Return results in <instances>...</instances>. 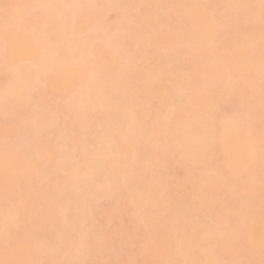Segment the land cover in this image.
<instances>
[{"label":"bare ground","instance_id":"obj_1","mask_svg":"<svg viewBox=\"0 0 264 264\" xmlns=\"http://www.w3.org/2000/svg\"><path fill=\"white\" fill-rule=\"evenodd\" d=\"M261 17V0H0L1 111L6 112L8 100L20 95L23 101L12 110L23 103L31 109V92L41 89L42 95L46 86L61 97L75 95L69 111L73 123L87 119L96 102L103 108L96 112L105 114V120L97 119L94 150L91 142L84 144L86 139L74 157L72 144L79 136L69 134L71 154L50 165L60 171L58 175L63 172L52 179L46 175L41 180L40 163L26 159L22 150L0 148V264H31L33 259L42 264L46 256L47 264H62L63 258L66 264L81 263L88 237L96 240L88 250L96 247V259L102 258L127 201L132 234L152 232L142 251L150 261L156 258L152 264H229L234 255L231 264H259L256 251L264 247V181L251 202L243 194L264 169ZM145 24H150L148 31ZM157 30L161 32H154L157 38L147 37ZM96 40L104 42L101 51ZM192 41L201 45L194 47L198 51L193 55L185 49ZM224 73L233 77L223 79ZM217 84L219 88L212 87ZM160 96L167 97L161 104ZM227 97L240 110L215 109ZM163 105L169 110L164 111ZM39 113L44 115L45 110L21 116L28 127H35ZM41 120L48 131L51 120L43 116ZM12 125L4 126L8 136L13 134ZM62 133L59 141L66 140ZM39 139L38 143L46 141ZM150 144L154 147L145 154L143 148ZM240 151L243 155L238 157ZM173 152L178 166L188 163L191 176L172 175ZM219 154L226 169L221 173V165L215 164ZM29 172L36 178L34 185L27 187V194L20 189L12 201V187ZM29 178L22 179L29 181L22 188L34 179ZM106 182L114 183L113 188L118 182L125 187L115 188L118 195L113 190L116 198L108 211L95 213L94 203L102 197L98 193ZM51 188L57 197L46 203L47 209L44 202ZM178 190L188 191L185 199L196 192L193 197L198 201L180 208L175 203ZM46 210L56 219L50 222L57 232L55 237L50 234L57 240L51 239V247L49 235L30 234ZM100 212H107L102 222ZM207 218L219 230L216 237L204 235ZM165 220L170 226L158 232ZM106 228L110 230L99 234ZM237 228L241 232L233 240L230 235Z\"/></svg>","mask_w":264,"mask_h":264},{"label":"rangeland","instance_id":"obj_2","mask_svg":"<svg viewBox=\"0 0 264 264\" xmlns=\"http://www.w3.org/2000/svg\"><path fill=\"white\" fill-rule=\"evenodd\" d=\"M145 25H143L144 26L143 28H145ZM113 26H114V24L112 22V26L110 25L111 29L113 28ZM149 26H150V24H148V26L146 27V30L145 29L144 30L148 31V27ZM154 32L158 33L159 30L153 31V32H149V33H152L150 35H148V33H147V35H148L147 37L152 39V40H153L154 37L157 38L158 37L157 33H155L156 36H157L156 37ZM159 33H161V32H159ZM159 35H161V34H159ZM151 36H154V37H151ZM197 42L198 41H196V42L192 41V43L188 42L186 44V48H185L187 50L186 52L191 53V55H193V52H195V51L197 52L198 51L197 48H194V47H197L198 45H200ZM95 44H96L97 50L101 51L102 50L101 47L104 45V42L101 41V40H96ZM188 55L190 56V54H188ZM19 64L23 65L24 63L19 62ZM221 76H222L223 79H226V78H229V77H233L230 73H224L223 75L221 74ZM15 83H18V82L16 81ZM216 83H218V82H215V84ZM220 84L222 85V82ZM220 84H217L216 86L214 85L212 87L213 88L214 87L219 88ZM17 88H18V85H16V89ZM92 90L89 89V91H92ZM247 91H248V88L246 89V92ZM40 92H41V89L40 90H34V91L31 92V98L30 99H31V102L33 103V106L31 105L30 102H28V104L30 103V105L32 106L31 109H30V107H28L27 103H23V104H26L27 106L22 104L16 110L15 109H14V111L12 110L13 106H16L19 102L23 101V96L22 95L16 96L13 100H12V98L10 100H8V102H7V111L6 112H2L1 109H0V148L2 147V148H6V150H15V151H20V152L22 150L23 151V156L26 159H37L38 162L40 163L39 164V169L41 170L40 171L41 172L40 175H42V178L40 176H39V178H41V180L42 179L44 180L43 176L47 175V177H49V179H52L53 177L55 178V176L60 174V171L57 170L56 168H55V170L54 169H50V167H51L50 165L54 164V162H55L54 160L55 159L61 160L62 157L66 155V153L68 151V148H69L68 147L69 139H67V137H69V134H72L73 132H75L76 137L79 136L78 137L79 141L75 142L74 144H72L73 147L71 146L72 150L74 151V152H72L74 157L77 156L78 153L81 151L80 147H81L82 143H84V141L86 139H87V142H85L84 144L88 143V146H89V144L91 142V146L93 147L92 150L95 149L94 147H96V143H97L98 140H96L94 138V136L97 135V134L99 135L98 120L102 121V119H101L102 117H104L103 120H105V114H104V112H103L104 115L101 114L102 112L101 113L100 112H96L97 108L101 109L102 107H98L100 105H98L97 102H96V104L94 103V106L92 107V110H91L90 114L86 117L87 119H85V120L82 119L83 122L82 121L81 122L78 121L80 123V126H81V124L82 125H87L88 128H86V126L84 128L83 127L81 128L79 126V124H77L78 123L77 121H76L77 123L76 122L73 123V121H72L73 117H74L73 114L71 112L69 114L71 103L75 99V95L74 94H70L68 97H61V96H58L56 94V92H53L50 88H46V86L44 87V90L42 91V93H43L42 95H40ZM52 92H53V94H52ZM90 96H92L91 92H90ZM93 96L95 97V94ZM91 99H93V97H91ZM166 99H167L166 96H160L159 103L160 104L163 103ZM228 100H229V98L226 99V101L223 100L222 101L223 104H218V106H216L217 108H215V109H218L220 112H229V113H231L230 110L231 111L240 110V107L237 106V105L234 106V108H233L231 106L230 100L229 101ZM68 103H70V105ZM101 104H103V102ZM136 107H138V106H136ZM136 107H135V109H137ZM14 108H16V107H14ZM39 108H41V109H39ZM32 109H34V110H32ZM162 109L164 111L169 110L164 105L162 106ZM215 109H213V111ZM40 110H42V111L45 110V114L42 115V113H39L34 119L35 127H28L27 124H26V121H25V116H21V115L23 113L30 115V113L35 112V111L37 112V111H40ZM171 110H172L171 114H173L174 113V109L171 108ZM66 114H69L70 117L67 118ZM42 116L48 118L49 120H51L52 125L50 123L49 129L47 128L48 131H46V129L43 128L44 127V123H42V120H41ZM108 116H109V114L106 115V117H108ZM11 122H13V125H12L13 126V134L11 136H8V135H6L4 126H5V124H9ZM102 124H104V121L101 122V125ZM40 128L41 129L43 128L44 130L39 131L38 129H40ZM36 129L39 132H34ZM59 129L63 130V133L62 132L61 133L65 134V135L62 136V137L66 136V140L65 141H63L64 139L60 140V141L58 140L59 137H61V133L59 132L60 131ZM39 137L40 138H44V139L46 138L45 139L46 141L41 140L38 143ZM93 139H95V141ZM36 141H37L38 144L36 143ZM60 144L62 145L61 147L58 146ZM92 147H90V148H92ZM153 147H154V144H150L146 148L144 147L143 148L144 153L145 154H150V152L152 151ZM43 149L45 150V153H44ZM176 153H177V151H176ZM43 154H45V155H43ZM67 154L69 155L71 153H67ZM241 154L243 155V153L240 151V156L238 155V157H241L242 156ZM175 156H176V154L173 152V154H172V156L170 158L171 159L170 163H169V169H170V172L172 173V175L179 176L180 172H182L184 175L188 174L189 176H191V172L188 171V169L186 168L188 163H185L183 165V167L182 166H178L179 163L176 162ZM215 159H216L215 164L219 165V166L220 165L222 166V167L220 166V169L217 167L219 169V171L221 169L223 171L226 170L224 168V166H223V164H225V163H224L223 160H221V154L216 155ZM44 162H46V163L43 164ZM52 168H54V166ZM235 172H237V171L235 170ZM240 172H242V171L240 170ZM27 173H25L22 176V179H27V178H29V176H31L33 174V173H30V172H29V174H27ZM61 173H62L61 175H63V172H61ZM197 173L198 172L196 171V174ZM220 173H221V171H220ZM61 175H58V176H61ZM238 176L244 177V175L242 173H240V175H238ZM255 176H256V178H254V179L257 182L255 184H252L250 190H248L246 193L243 194V196H245V199L247 198L248 203L251 202L253 200V198L256 197L257 192L259 190V187L264 181V169L263 170H259L257 172V175L255 174ZM32 178H34V175H32L31 178H29V180L32 179ZM22 179H21V181L16 183L17 186L15 185V187H12V190H13V188H17V191H15V192L12 191V190L10 191L9 197H10V199H12V201L15 200V197H16L17 193H21L20 189H22V190L26 189V190H23V193H24V191L26 192L28 190L27 187L28 186L30 187V185H34L33 181L36 180V178H34L33 180H30V181H32L31 184L29 183V184L26 185V188H22L23 185H25V182H27L26 180H22ZM35 182H38V181H35ZM41 182L42 181H40V183ZM38 184L36 183V185H38ZM41 184H43V182ZM105 184L106 185L104 187V183H103V187L100 188L99 193H98V196L102 195V197L103 196L104 197L103 198L101 197L98 200V202L94 203V205L96 206L95 213H97L98 211H101V210L108 211V208L111 205L110 203H113V201H114L113 199L116 198V197L113 198V196L116 194V193H114L113 190H115L116 187H119V189H121L123 191L124 187H125L123 183H119V182L117 184H115V188L112 187V186H114V183H112V182H106ZM242 184H243V179H240V187L242 186ZM18 185H19V187H18ZM30 188H29V190H30ZM53 190H55V189L51 188V190H49V192L51 191V193H50L51 195H48L49 192H48V194H46V196H48L47 197L48 201H45V202L42 201V203L44 202V204H45L44 206L48 205L46 203L50 202L49 200L53 199L52 203H53V201H55L54 199H56L55 197H57V193H55V191L52 192ZM111 190H112V192H111ZM116 191L117 190H115V192ZM122 191H120V192H122ZM27 192H26V194H27ZM118 192L119 191H117L116 195H118ZM185 194L186 195L188 194L187 190L186 191L185 190H178V191H176V195L175 196L176 197L180 196L179 198L181 199V197L184 198ZM195 194H196V192L194 194L191 193V195H190V197L188 199L184 198V199L180 200L179 198H177L178 200L175 202L176 205L180 206V208H181L182 205H184L185 203L191 204V203L197 202L198 198L197 197H193ZM173 195H174V193H173ZM184 200H188V201L185 202ZM123 201L126 202L125 199ZM127 203H128V207L126 208V210L124 212L122 211L123 212L122 214L119 212L120 215L118 214V217L116 218V224L117 225L113 229L114 236L109 241L110 242L109 249L106 252H104V253H100V255H103V257L102 258L99 257V258L96 259L95 254H94V253L98 252L96 247L88 250L90 245H91V247H92V244L94 246V243L96 241L95 238L88 237V241H87L88 242L87 243L88 246H87V249H86L87 251H86V254L84 255V257L82 258L81 263L80 262L77 263V260H76V261H73L71 264H76V263L77 264H152L150 262H156V258L155 257H153L151 259V261H150L148 259V257L145 256L146 254L144 252H142L143 251V246L145 245L146 240L149 237L148 235L149 234L151 235L152 232H150V231H142L141 230L140 232H137V235L132 234V232H133V228H132L133 227V221H132L131 214H130L131 206H130V203L128 201H127ZM47 209H48V207H47ZM100 213H102V215L100 216L98 221L102 222L103 218L107 215V212L106 213L105 212L104 213L100 212ZM22 216H23V214L21 215V217ZM40 219H41V223L38 224V226L36 225L35 228H34V231L31 232L30 234H32V235L36 234L35 237H37V234H38V237L40 236L42 238H45V237H47L49 235V237H47V239H49V242L48 241H46V242H48V246L51 247L52 245H54L53 241L51 240V239H54V238H52V236L55 237V235H56L55 233H57V232L55 231V229H53V230L51 229L54 226L50 222H52V221L55 222L56 219L54 220V217H52V215L49 214V212H47V210L43 211L41 213ZM210 219L211 218H207L206 221H205L204 226L202 227V228H205L204 235L208 236V237H216V235L219 233V230L216 227H214L215 224ZM49 220H51V221H49ZM95 222H97V221H95ZM96 226H94V227H96ZM162 226L160 225L158 227V230H157L158 232L159 231H163L164 228H167L166 226H170V225H169V222L165 220V222L163 223ZM43 227H47V228L42 230ZM45 230H46V233L43 234L42 232H45ZM107 230L109 231L110 229L106 228L104 230H100L99 234H104ZM19 231H20V227H19ZM54 231H55V233L53 234ZM122 232H125L126 234H122ZM238 232H241V230L239 228L236 229V233L235 234L230 235L231 237L234 238L233 240H235ZM50 234L51 235L53 234V235L51 236ZM121 235H125V237H123ZM2 239L3 238L0 237V241H2ZM55 241H57V240H55ZM54 243H55V246H56L57 243L56 242H54ZM44 244L47 245L46 243H44ZM173 245H174V242H171V246H173ZM53 248H54V246H53ZM130 251L133 253V256L129 255ZM127 254L129 255L130 259H132L129 262L127 261ZM263 254H264V247L258 248V250L256 251V256L261 261L259 264H262L264 262ZM58 256H59V254H58ZM65 260H64V258H63V260L61 259L62 264H66ZM235 260H236L235 255L228 258L229 264L235 262ZM67 262H69V260ZM37 263L39 264V261L38 262H34V259H33V262L31 264H37ZM41 263L42 264H47L48 263V257L47 256L44 257L43 260L41 261Z\"/></svg>","mask_w":264,"mask_h":264},{"label":"snow or ice","instance_id":"obj_3","mask_svg":"<svg viewBox=\"0 0 264 264\" xmlns=\"http://www.w3.org/2000/svg\"><path fill=\"white\" fill-rule=\"evenodd\" d=\"M262 21H264V0H261ZM7 264H22V262H7Z\"/></svg>","mask_w":264,"mask_h":264}]
</instances>
